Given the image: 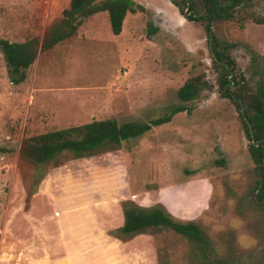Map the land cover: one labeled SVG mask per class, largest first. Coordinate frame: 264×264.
<instances>
[{
  "label": "rangeland",
  "instance_id": "rangeland-1",
  "mask_svg": "<svg viewBox=\"0 0 264 264\" xmlns=\"http://www.w3.org/2000/svg\"><path fill=\"white\" fill-rule=\"evenodd\" d=\"M134 1L145 10L128 12L118 35L102 11L71 37L43 48L47 29L70 0H0V38L39 42L18 84L10 81L0 52V264H49L62 256L49 241L57 234L58 224L49 217L56 209L39 193L50 191L68 202L97 198L109 192L111 175L121 169L110 156L39 166L23 152L27 137L106 118L150 122L181 104L190 112L173 114L117 149L126 159L131 188V199L121 206H138L143 192L181 185L176 208L191 219L163 206L174 220L192 221L204 235L194 241L168 227L147 228L142 232L150 235L148 264H264V200L255 196V164L239 110L220 96L221 68L212 60L204 23L187 20L170 0ZM234 14L210 29L221 51L230 44L225 52L235 63L233 74L249 92L264 82V0H245ZM149 23L157 27L150 36ZM194 78L204 89L184 103L177 89ZM46 176L51 182L44 186ZM199 178L211 185L203 209V197L186 185ZM119 229L110 232L121 236ZM83 254L85 262L75 264H112L93 248Z\"/></svg>",
  "mask_w": 264,
  "mask_h": 264
},
{
  "label": "trees",
  "instance_id": "trees-1",
  "mask_svg": "<svg viewBox=\"0 0 264 264\" xmlns=\"http://www.w3.org/2000/svg\"><path fill=\"white\" fill-rule=\"evenodd\" d=\"M178 11L189 21L204 23L212 60L221 68L219 78L220 96L230 99L239 110L246 136L249 140V154L255 164L257 199L264 200V82H260L253 91H245L235 79V63L224 50L219 49L220 42L211 32L210 25L215 20H233L234 12L243 6L245 0H170ZM144 7L134 0H70L62 12V17L46 31L43 48H51L58 42L74 35L91 15L106 11L110 29L118 35L122 30L123 20L128 12L144 11ZM148 35L157 31L152 23L148 24ZM2 53L10 81L18 84L24 81L26 70L35 61L39 52V42L31 38L22 42L0 38ZM198 78L186 81L177 89L178 98L184 102L196 100L204 87ZM251 125L253 136L241 111ZM190 112V108L181 104L171 109L170 113L150 122L127 121L119 124L113 118L92 120L90 122L55 129L27 137L23 142V152L37 165L55 162L61 158H88L97 154L120 149L124 142L142 135L152 126L167 123L172 115L180 111ZM45 172L40 175L42 179ZM39 179V180H40ZM124 224L119 234H135L150 227H168L194 241L203 240L204 235L192 221L180 222L173 219L160 203L150 207H138L133 202H122ZM118 235V234H117Z\"/></svg>",
  "mask_w": 264,
  "mask_h": 264
},
{
  "label": "crops",
  "instance_id": "crops-1",
  "mask_svg": "<svg viewBox=\"0 0 264 264\" xmlns=\"http://www.w3.org/2000/svg\"><path fill=\"white\" fill-rule=\"evenodd\" d=\"M96 156L114 158L112 162L118 163L121 169H117L111 175L109 192H101L97 198L74 199L68 202L61 196L51 197L50 191H44L39 195L47 196L53 204L56 213L49 215L58 224L57 234L51 235V239L44 235L49 241H53L57 247L61 248L63 255L51 259L49 264L84 263L85 255L83 252L86 247L93 248L102 254L104 261L112 264H148V257L151 255L150 235L145 232L114 236L110 231L121 228L124 224V213L121 201L131 199V188L129 186L126 167V159L121 150H114ZM92 160V159H90ZM99 160V159H98ZM121 162L122 165L119 163ZM51 180L46 176L43 185H47ZM189 191L195 196L200 194L199 207H205V201L211 193V185L208 178H199L189 182ZM181 185L169 187H159L153 191L141 193L140 207H148L154 204H162L175 217L190 220L192 216H185L176 208L180 202ZM129 191V195H126ZM154 194V200L149 201V194ZM133 198V196H132ZM69 200V199H68ZM207 203V202H206ZM52 243V245H53Z\"/></svg>",
  "mask_w": 264,
  "mask_h": 264
},
{
  "label": "water",
  "instance_id": "water-1",
  "mask_svg": "<svg viewBox=\"0 0 264 264\" xmlns=\"http://www.w3.org/2000/svg\"><path fill=\"white\" fill-rule=\"evenodd\" d=\"M241 111H242V113H243V107H242V106H241ZM243 118H244V120H245V122H246V124H247V126H248L249 133H250V135H251V137H252V136H253V133H252L251 125H250V123L248 122V120H247L246 116L244 115V113H243Z\"/></svg>",
  "mask_w": 264,
  "mask_h": 264
}]
</instances>
